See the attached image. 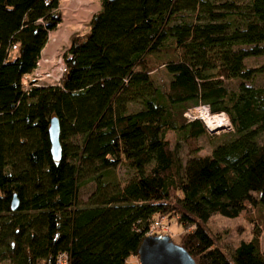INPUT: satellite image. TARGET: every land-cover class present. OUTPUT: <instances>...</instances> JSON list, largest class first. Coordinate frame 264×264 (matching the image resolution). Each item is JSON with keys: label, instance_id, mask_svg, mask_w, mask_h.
I'll use <instances>...</instances> for the list:
<instances>
[{"label": "trees", "instance_id": "1", "mask_svg": "<svg viewBox=\"0 0 264 264\" xmlns=\"http://www.w3.org/2000/svg\"><path fill=\"white\" fill-rule=\"evenodd\" d=\"M57 5L0 0V264H54L61 252L66 264H127L163 214L195 264H264V85L245 83L264 64H243L264 54V0H99L68 39L58 84L22 85L61 21ZM160 67L164 87L153 78ZM197 103L231 126L204 153L197 139L210 133L181 115ZM117 164L132 171L122 182ZM89 181L93 191L76 206ZM239 214L254 225L234 245L207 225Z\"/></svg>", "mask_w": 264, "mask_h": 264}, {"label": "rangeland", "instance_id": "2", "mask_svg": "<svg viewBox=\"0 0 264 264\" xmlns=\"http://www.w3.org/2000/svg\"><path fill=\"white\" fill-rule=\"evenodd\" d=\"M94 4H95L94 8L90 11L87 20L85 22H83L82 25L80 26L81 28L79 27L76 30L69 32L67 35V41L63 42L62 44H60L58 46V49L56 52V58L59 59V61L61 63H63V58H64L66 48L68 46V39H69L70 35L72 33H75V32H80L86 28V23H87L90 15L94 11H96L99 7V0H94ZM57 7L59 10V20L61 19V21H59L57 23L56 27L54 29H52V30H54L52 32L57 31L61 27V23H62V10H61V5H60L59 0H58ZM47 35H48V33H47ZM46 41H48L47 37H46ZM41 54H42V52L40 51L39 56L40 57L42 56V58H45V56L43 54L42 55ZM243 64L245 66H248V67L259 66L261 64H264V54L256 55V56H247L243 59ZM42 67H41V69H42ZM153 78H154L157 85H160L162 87L165 86V83L167 80V75L164 73L162 67L157 68L155 70ZM50 79H52V78L48 77L47 80L46 79L41 80L39 83L48 84L51 82V81H49ZM25 82H26V78H23V83L25 84ZM237 82H238L237 80H228V81H224V84L227 88L234 89ZM245 83L253 85V86L264 85V68H263L262 72L254 74L252 76V78L248 82H245ZM138 107L139 106L136 103H129L127 105V110H134V109H137ZM228 131H221L220 130L218 132H211L209 134V136L208 135H200L197 139V142L200 146V152L201 153L208 152L214 143H216L217 141L225 140L229 135ZM165 137L169 141V144L174 143L175 136L172 132L166 131ZM262 137H264V135ZM71 139H73V138L69 139L70 142H73ZM180 145L181 146L178 149V153L184 159V154H183L184 153V145L181 143H180ZM114 173H115L116 178H118L119 182H122L124 178L129 177L132 174V171H131V169L125 167L122 164H117L114 167ZM93 189H94V183H92L91 181L86 182L85 184L79 186L77 188V191H76V199H77L76 206H79V207L84 206L86 204L87 196L93 191ZM162 216H163V221H161V222H162V224L168 225V229L166 231L156 230L155 234H157V235L166 234L167 236H169V238L172 242L176 243L178 241L179 235L181 234L180 232H182L181 231L182 229L180 228V226L176 225V223L173 220V217H169V215L166 216L164 214ZM158 217H160V216H158ZM261 217H263V216L261 215ZM257 222L260 224L262 222V220L258 219ZM259 224H257V225H259ZM207 225L210 228L216 227L219 229L227 230L226 240H228L231 245H234L239 240H246L249 238V236L251 234V228L253 227L254 224L249 223L243 215L239 214L238 216L233 217V218L223 217L220 215H212L209 217V219L207 221ZM258 240H259L260 249L262 251H264V231L261 227H260V234L258 236ZM128 259H130V258H127V260Z\"/></svg>", "mask_w": 264, "mask_h": 264}, {"label": "water", "instance_id": "3", "mask_svg": "<svg viewBox=\"0 0 264 264\" xmlns=\"http://www.w3.org/2000/svg\"><path fill=\"white\" fill-rule=\"evenodd\" d=\"M47 139L51 158L58 160L60 145L58 123L54 116L48 120ZM16 205L17 200L13 194L9 202L10 210H14ZM136 256L139 264H195L185 249L178 243L172 242L166 234L144 235L137 246Z\"/></svg>", "mask_w": 264, "mask_h": 264}, {"label": "built area", "instance_id": "4", "mask_svg": "<svg viewBox=\"0 0 264 264\" xmlns=\"http://www.w3.org/2000/svg\"><path fill=\"white\" fill-rule=\"evenodd\" d=\"M39 60H40V56L36 60L35 67L29 73L23 74L21 76L20 78L21 84L25 85L27 82H29L37 86H45V85H53V84L57 85L59 77L64 69L63 63L60 62L58 68H56L54 73L57 76L50 79L49 80L51 81L50 83L41 84L39 82L44 79L47 80V78L50 75H47V71H45L44 69H41L39 62H38ZM23 78H26L25 84L23 83ZM181 115L185 120H192V119L200 120L205 126V129L207 130V132L209 133L218 132L220 130L228 131L231 129L227 116L222 111L210 112L207 104L205 103H197L195 105L186 107L182 111ZM214 120H219L220 123L213 122ZM161 221H163V216H160L158 218L155 217L154 219H152L151 222H149L148 226L145 228L143 235L155 234L156 230L166 231L168 229V225L162 224ZM127 258H130V259L127 260ZM127 258L125 259V262L127 264H139L136 256L129 255ZM54 264H66L65 253L61 252V253L56 254L54 258Z\"/></svg>", "mask_w": 264, "mask_h": 264}, {"label": "bare ground", "instance_id": "5", "mask_svg": "<svg viewBox=\"0 0 264 264\" xmlns=\"http://www.w3.org/2000/svg\"><path fill=\"white\" fill-rule=\"evenodd\" d=\"M59 1L62 10L61 27L57 31L48 34V41L45 44L43 50H41L45 58H42L41 56L40 60L38 61L40 67L43 66L42 69L47 71V75H50V78L57 76L54 72L60 64L59 59L56 58L58 46L67 41V35L69 32L76 30L82 25L83 22L87 20L90 11L95 6L94 0ZM213 122L220 123L219 120H214Z\"/></svg>", "mask_w": 264, "mask_h": 264}, {"label": "crops", "instance_id": "6", "mask_svg": "<svg viewBox=\"0 0 264 264\" xmlns=\"http://www.w3.org/2000/svg\"><path fill=\"white\" fill-rule=\"evenodd\" d=\"M15 48H16V47H15V46H13V48H12V52H13V53H14V50H15ZM42 50H43V49H42ZM40 51H41V50H40Z\"/></svg>", "mask_w": 264, "mask_h": 264}]
</instances>
